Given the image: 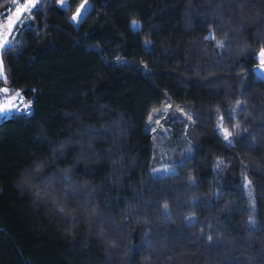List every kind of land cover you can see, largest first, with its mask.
<instances>
[{"label": "trees", "instance_id": "trees-1", "mask_svg": "<svg viewBox=\"0 0 264 264\" xmlns=\"http://www.w3.org/2000/svg\"><path fill=\"white\" fill-rule=\"evenodd\" d=\"M82 1L37 0L0 49L30 107L0 120V264H264V0H88L74 22ZM164 103L190 148L160 173Z\"/></svg>", "mask_w": 264, "mask_h": 264}, {"label": "rangeland", "instance_id": "rangeland-1", "mask_svg": "<svg viewBox=\"0 0 264 264\" xmlns=\"http://www.w3.org/2000/svg\"><path fill=\"white\" fill-rule=\"evenodd\" d=\"M25 2L26 0H16V3L21 5L24 4ZM13 3L10 9H7L5 12L0 13V24H6L8 14L15 12ZM58 4L64 7L66 5V0H58ZM82 4L85 5L84 8H81ZM88 7H89V1L88 0L82 1L77 8L80 9L81 15L76 20L73 19L72 20L74 22L79 21L83 16V14L88 9ZM77 9L72 15V17L77 13ZM28 11L22 13L20 21L13 25V29L9 33V40L7 44H9L10 36L13 33L14 28L16 27L17 24L23 22L24 20L23 15L25 16L28 13ZM131 25L133 27H136L138 25V21L136 20L132 21ZM260 51L256 54L257 62L254 64L253 70L256 76L264 77V67H261V60L264 58L260 57L259 55ZM24 104L27 103L25 102ZM181 114L182 113L178 109H175L169 104L164 103L161 106L151 110V112L148 115L145 129L154 132L152 164L154 166L155 172L162 173L170 170L164 167L165 157L167 155L166 152L168 151L170 146H174L176 149L182 150L183 152H187L190 148V142L184 135L185 124L182 122Z\"/></svg>", "mask_w": 264, "mask_h": 264}, {"label": "snow or ice", "instance_id": "snow-or-ice-1", "mask_svg": "<svg viewBox=\"0 0 264 264\" xmlns=\"http://www.w3.org/2000/svg\"><path fill=\"white\" fill-rule=\"evenodd\" d=\"M37 0H26L24 4H18L16 3V0H14L13 7L15 8V12H12L8 14L7 16V23L6 24H0V48H4L7 46V42L9 40V33L13 29V25L20 21L21 15L24 12H27L31 6L35 5ZM85 5H81V8H84ZM81 15L80 9H77V13L72 17L73 20H76ZM135 26V24H134ZM210 38V37H209ZM218 45L223 46L222 42H217ZM260 57L264 58V49L260 51ZM261 67H264V59L261 60ZM3 72V65L0 63V74ZM0 91L7 93L9 90L7 88L0 89ZM20 101V103H23V98L19 95V93H16L10 97H5L4 101L0 103V113L6 112V110L10 108L17 107V101ZM239 101H237V106H239ZM25 108L28 107L27 104L23 105ZM238 127V125L236 126ZM223 135L224 138L227 140L232 133L229 132L227 129H223Z\"/></svg>", "mask_w": 264, "mask_h": 264}, {"label": "crops", "instance_id": "crops-1", "mask_svg": "<svg viewBox=\"0 0 264 264\" xmlns=\"http://www.w3.org/2000/svg\"><path fill=\"white\" fill-rule=\"evenodd\" d=\"M0 77H3V73L0 74ZM3 88H6V87L3 86V85H0V89H3ZM7 89H8V88H7ZM8 90H9V89H8ZM16 93H19V95L22 96L20 91H16V92H14V93H11V92H9V91H8L7 93H4V92L0 91V103H2V102L4 101V99H5L6 96H7V97H10V96H12V95H14V94H16ZM10 113H12V108L6 110V112H4V113H0V120H1L2 118H4V117L8 116Z\"/></svg>", "mask_w": 264, "mask_h": 264}, {"label": "built area", "instance_id": "built-area-1", "mask_svg": "<svg viewBox=\"0 0 264 264\" xmlns=\"http://www.w3.org/2000/svg\"><path fill=\"white\" fill-rule=\"evenodd\" d=\"M22 97V96H21ZM23 98V97H22ZM25 103V99L23 98V103H20V101L18 100L17 102V107L15 108H12V113L15 112V113H18V112H24V113H28L30 111V107L28 105L27 108H25L23 105Z\"/></svg>", "mask_w": 264, "mask_h": 264}, {"label": "bare ground", "instance_id": "bare-ground-1", "mask_svg": "<svg viewBox=\"0 0 264 264\" xmlns=\"http://www.w3.org/2000/svg\"><path fill=\"white\" fill-rule=\"evenodd\" d=\"M24 113V112H23Z\"/></svg>", "mask_w": 264, "mask_h": 264}]
</instances>
